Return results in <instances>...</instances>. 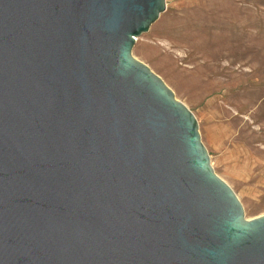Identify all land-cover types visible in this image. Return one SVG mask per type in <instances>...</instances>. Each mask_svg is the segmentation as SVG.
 <instances>
[{
	"label": "water",
	"instance_id": "1",
	"mask_svg": "<svg viewBox=\"0 0 264 264\" xmlns=\"http://www.w3.org/2000/svg\"><path fill=\"white\" fill-rule=\"evenodd\" d=\"M163 10L0 0V264H264V215L131 55Z\"/></svg>",
	"mask_w": 264,
	"mask_h": 264
},
{
	"label": "rangeland",
	"instance_id": "2",
	"mask_svg": "<svg viewBox=\"0 0 264 264\" xmlns=\"http://www.w3.org/2000/svg\"><path fill=\"white\" fill-rule=\"evenodd\" d=\"M131 55L193 114L244 217L264 215V0H164Z\"/></svg>",
	"mask_w": 264,
	"mask_h": 264
}]
</instances>
